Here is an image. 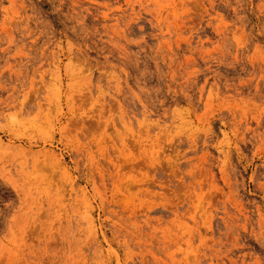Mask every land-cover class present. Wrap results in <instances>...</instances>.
Returning a JSON list of instances; mask_svg holds the SVG:
<instances>
[{
    "label": "rangeland",
    "instance_id": "rangeland-1",
    "mask_svg": "<svg viewBox=\"0 0 264 264\" xmlns=\"http://www.w3.org/2000/svg\"><path fill=\"white\" fill-rule=\"evenodd\" d=\"M0 264H264V0H0Z\"/></svg>",
    "mask_w": 264,
    "mask_h": 264
}]
</instances>
